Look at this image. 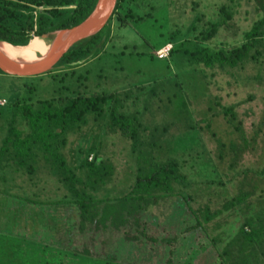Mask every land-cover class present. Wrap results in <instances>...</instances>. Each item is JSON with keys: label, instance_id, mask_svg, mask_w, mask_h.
Listing matches in <instances>:
<instances>
[{"label": "trees", "instance_id": "16d2710c", "mask_svg": "<svg viewBox=\"0 0 264 264\" xmlns=\"http://www.w3.org/2000/svg\"><path fill=\"white\" fill-rule=\"evenodd\" d=\"M13 3L14 8L6 9L0 0V41L24 46L34 36L78 24L96 0ZM156 4L157 0H116L106 25L71 46L49 72L14 77L0 70V194L36 205L77 208L78 219L71 227L72 249L59 251L67 260L96 258L99 251L113 247L123 232L129 242L144 245L147 241L149 248L158 249L155 253H165V260L157 264L179 263L182 253L191 261L208 254L213 258L210 264H264V207L256 220L240 221L233 232L225 228L238 208L259 204L261 198L264 201V192L255 195L257 187L246 185L253 181L264 188V161L257 171L236 173L234 187L229 183L235 175L216 185L210 177L197 180L200 185L214 184L215 193L201 191V200L194 203L189 191L194 181L184 171L194 163L185 157L162 158L158 150L168 125L147 122L146 126L141 110L132 108L145 91L147 98L142 102L147 103L144 110L148 112L152 103H159L154 100L159 84L167 83L152 80L146 90L125 83L121 74L126 69L124 59L132 54L127 52L131 49L128 32L156 12ZM64 5L70 7L60 12ZM239 5V0H225L212 13H197L186 28L160 30L149 44V57L159 59L155 51L170 43L168 57L160 60L175 57L177 64L193 72V83L199 76L202 82L196 84L202 86L215 77L223 78L219 89L226 86L229 92L213 96L210 103L235 95L231 88L237 82L254 80L264 85V7L247 28L241 31L239 27L234 42L217 41L235 21ZM41 6L44 11L35 16L34 10ZM127 88L137 89L139 97L124 98L122 92ZM252 97L248 94L237 103L251 102ZM236 106L232 103L218 112L237 134L228 145H217L215 161L226 166L235 164L251 141L257 142L245 136L242 120H235ZM118 142L122 148L115 150ZM190 157L194 162L202 158L198 152ZM220 188L227 194L223 195V189L218 194ZM51 261L35 260L33 264ZM54 264H62V259Z\"/></svg>", "mask_w": 264, "mask_h": 264}, {"label": "rangeland", "instance_id": "374dc122", "mask_svg": "<svg viewBox=\"0 0 264 264\" xmlns=\"http://www.w3.org/2000/svg\"><path fill=\"white\" fill-rule=\"evenodd\" d=\"M223 1L225 0H157V11L152 13L143 22L133 25L131 31L128 32V45H130L131 49H128L127 52H132V54H129L124 59L126 69L121 73L124 74L125 80H123L125 83L130 86H144L146 90L147 85L152 80L164 79L167 82L166 84H159V94L154 99L155 102L159 103H152L148 112L147 108L144 110V106H147V103L142 102L144 97L147 98L145 96L146 93H144L145 91L141 94L140 102L133 105L132 108L133 110H141V120L146 126L147 122L152 126L158 125L163 127L168 125V130L163 137V146L158 150V154L162 158L185 157L189 158V163H194L193 167L188 166L184 169L189 175V179L194 181L193 185L189 188V191L195 198L194 203L201 200L200 198L203 194L201 191L206 195L209 193H206V191H211L214 194L213 186L220 179L226 181L227 177H233L236 173H240L241 171L252 173L261 167L264 161V85L254 80L251 82H237L231 88L235 92V95L229 94L220 103H210L213 96L229 92L230 88L226 86L224 89H219L220 83L224 81L223 78L215 77L210 84L202 86V84H196V82H202L199 76L197 81L193 83L195 79L192 76L193 72L190 74L189 69L177 64L175 57L163 60L156 57L150 58L148 54L149 44L155 42L157 33L160 30L164 28L170 30L177 27L186 28L197 13L202 12L205 15L206 13H212L216 9L217 4ZM239 2L240 5L237 7L238 12L235 16V21L225 31L221 32V35L217 38L218 42H234L235 40L233 39L237 35L239 27L241 31L247 28L264 7V0H239ZM240 36L239 33L238 39ZM217 41L215 42L218 43ZM196 86L198 88H195ZM161 88L165 89L161 91ZM122 94H124V98L132 99L133 97H139V91L135 88L132 90L128 88L123 89ZM248 94L253 95L251 102L237 103L243 99L246 100ZM0 101L3 100L0 99ZM232 103L238 104L235 111L238 118L235 120H242L245 127L244 131L247 132L245 136L247 138L254 137L257 142L251 141L242 150L243 152L241 151L242 153L237 156L235 164L226 166V164L223 165L215 161L217 145L218 143H227L228 145L229 141L234 140L237 134L232 132V125L218 112L222 111L223 106H229ZM191 126L195 128H191ZM87 135L91 136L93 133H86ZM116 138L119 140L118 135ZM118 143L115 146V150L122 148L120 142ZM107 147L104 144V148L107 149ZM239 148L241 149L242 146H239ZM194 152H198L202 157L197 159V162H194L190 157ZM126 170L129 171L130 168L128 167ZM119 172L127 174L124 169H120ZM207 177L214 179L215 183L212 184L213 186L200 185L197 182V180H203ZM238 177V175H235L233 178L234 182L232 181L229 185L234 187ZM246 185L257 187L255 195L264 192L263 186H258V183H253V181L246 182ZM222 189L220 188L217 193L221 194ZM224 192L223 195H226L227 191ZM229 192L232 193L233 189ZM261 199L262 202L259 204H245L238 208L235 211L236 214L233 216V220L230 222V226L227 225L225 227L227 231H235L237 225L244 219L256 220L257 214L260 213L259 210L264 207L263 198ZM5 200L6 195L0 194V257L2 259L1 262H4L3 264H33L35 260H40L41 262L52 260L51 263L54 264V262H60V259H62V264H157L165 260V253H155L158 249L150 247L153 248L154 251H152L148 247L147 241H144V245L137 244L134 240L129 242L123 232L118 234L117 238L115 237L116 240L113 247H108L106 252H104V249L101 252L99 251L96 258L87 256V258H81L80 261V257H71L67 260L66 256L59 254V246H44L41 245L42 242H35V240H38L36 234L41 237L40 240L44 241L50 235V230L52 233L56 230L57 234L62 232L61 236L65 234L63 238L67 242L70 237L68 238L66 235L70 234L72 236L71 227L75 225L76 217L78 219L77 208H75L76 210L72 207L70 209L67 208V217L63 218L60 215L62 208L59 205H53L55 210L51 214L47 211V204L45 207L42 206L43 209L40 210V213L34 212L32 208H28L27 214L30 215L29 220H38L36 222H42L44 226L36 224L25 231L26 227L24 230L21 227L14 229L16 225L9 223V221L14 223V218L17 219V217L20 221H22L23 217L27 218L26 214L23 216L22 210H18L17 212L14 206H10L9 204L6 214L1 213ZM12 203L15 205V208L21 205V203L15 201H12ZM36 214H39L38 219L36 218ZM65 220L66 224L70 223L68 226L65 223V226H58L63 224ZM47 225L50 230L47 228ZM17 231H24V233L20 232L18 236H15L14 233ZM59 238L56 241L54 235L52 237L53 241L55 240L54 242H59ZM60 239V242L63 243L62 238ZM49 247H51V255L48 254ZM148 248L150 252L146 253ZM187 248L188 246L186 245L185 249ZM42 249L43 255L42 252L38 253ZM196 256L197 254L192 258ZM212 259L207 254L191 261L188 259V255L182 253L179 256L180 262L175 264H187L188 262L191 264H210ZM92 260H96V263Z\"/></svg>", "mask_w": 264, "mask_h": 264}, {"label": "water", "instance_id": "95a60500", "mask_svg": "<svg viewBox=\"0 0 264 264\" xmlns=\"http://www.w3.org/2000/svg\"><path fill=\"white\" fill-rule=\"evenodd\" d=\"M115 5L116 0H96L92 11L81 22L52 32L53 37L46 53L36 61L12 58L0 49V70L14 77H31L51 71L71 46L97 33L106 25ZM46 36L47 34L42 35Z\"/></svg>", "mask_w": 264, "mask_h": 264}, {"label": "crops", "instance_id": "0c3cea01", "mask_svg": "<svg viewBox=\"0 0 264 264\" xmlns=\"http://www.w3.org/2000/svg\"><path fill=\"white\" fill-rule=\"evenodd\" d=\"M12 201H15V202H18V203H21V205L20 206H16V208H15V205L12 203ZM9 204H10V206H14V209L15 210H17V212H18V210H22V214H23V216L26 214V217L27 218H25V217H23V219H22V221H20V219L17 217V219L16 218H14V223L13 222H10L9 221V223H12L13 225H16V227L14 226V229L16 228L17 229V227H21L23 230L25 229V227H26V230L25 231H27V229H29L30 227L32 228V227H34L36 224H38V225H42V226H44L43 224H42V222H40V223H38V222H36V221H38V220H34V219H32V220H29V214H27L28 212H27V210H28V208H32V210L34 211V212H36V213H40L41 211V209H43V207L42 206H44L45 207V205H36V204H34V203H26V202H24L23 201V199H17V198H14V197H8V196H6V200L4 201V205H3V207L1 208L2 209V212L1 213H3L4 215L6 214V211L8 210V206H9ZM61 208H62V212L60 213V215H62V218L63 217H67V212H66V206L65 205H63V206H61ZM53 210H55L54 208H53V206H47V211H49V213L51 214L52 212H53ZM68 211V210H67ZM38 215L39 214H36V218L38 219ZM41 221V220H40ZM66 224V220L63 222V224H61V225H58V226H65V224ZM70 224V223H69ZM69 224H66L67 226L69 225ZM48 226V225H47ZM46 227V226H45ZM49 230H50V228H49V226L47 227ZM45 229V228H44ZM66 229V228H65ZM58 230V229H57ZM20 232H23L24 233V231H20ZM20 232H16V233H14L15 234V236H18L19 234H20ZM33 232V231H32ZM50 235L44 240V241H42V240H40V236L38 235V234H36L37 235V239L38 240H35V242H39V243H41L42 242V244L41 245H44V246H59V250L58 251H67V252H70L71 251V249H72V246H73V243H71L70 241H71V239L69 238V237H71L70 236V234H68V235H66L68 238V240H67V242H66V240L63 238V237H65V234H63L62 236H61V234H62V232H60V233H58L57 234V231L55 230L54 231V233H52V231L50 230ZM29 234V233H28ZM34 234V233H33ZM53 235H54V237H55V239H56V241H57V239H58V237H60V238H62V240L64 241L63 243H61L60 242V238H59V242H54L53 241V239H52V237H53ZM49 240V241H48ZM63 248H65V249H63ZM1 260L2 259H0V262H1Z\"/></svg>", "mask_w": 264, "mask_h": 264}, {"label": "bare ground", "instance_id": "6f19581e", "mask_svg": "<svg viewBox=\"0 0 264 264\" xmlns=\"http://www.w3.org/2000/svg\"><path fill=\"white\" fill-rule=\"evenodd\" d=\"M48 44V43H47ZM40 37H33L27 45L14 46L0 41V49L8 56L25 61H36L46 53L48 45Z\"/></svg>", "mask_w": 264, "mask_h": 264}, {"label": "flooded vegetation", "instance_id": "af4514ba", "mask_svg": "<svg viewBox=\"0 0 264 264\" xmlns=\"http://www.w3.org/2000/svg\"><path fill=\"white\" fill-rule=\"evenodd\" d=\"M14 1H17V0H4V2H5V8L6 9H10V8H14ZM42 7V6H41ZM70 6L69 5H64V6H61L60 8H61V10H60V12L61 11H63V10H65L66 8H69ZM41 9H42V11H44V9H43V7L42 8H37L36 10H34V15L35 16H38V13L41 11ZM28 24V23H27ZM34 25H35V23H34ZM36 26L37 25H35L34 27L36 28ZM56 31V30H55ZM33 32V31H32ZM52 32H54V31H50V32H47V33H44V34H47V36L46 37H42V35L41 36H34V37H40L41 39H43L44 41H45V43L47 44L49 41H51V38L53 37V33Z\"/></svg>", "mask_w": 264, "mask_h": 264}, {"label": "built area", "instance_id": "2783aa9c", "mask_svg": "<svg viewBox=\"0 0 264 264\" xmlns=\"http://www.w3.org/2000/svg\"><path fill=\"white\" fill-rule=\"evenodd\" d=\"M170 49H171V44L170 43H167V44L163 45L162 47H160L159 49H157L155 51V54H156V56L159 59L166 58L169 55ZM0 103L2 104L3 101H0Z\"/></svg>", "mask_w": 264, "mask_h": 264}]
</instances>
